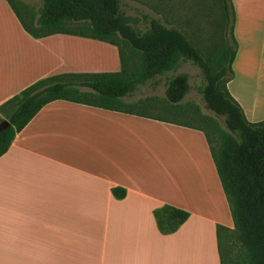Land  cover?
Instances as JSON below:
<instances>
[{"label": "crops", "instance_id": "0c3cea01", "mask_svg": "<svg viewBox=\"0 0 264 264\" xmlns=\"http://www.w3.org/2000/svg\"><path fill=\"white\" fill-rule=\"evenodd\" d=\"M230 2L226 86L255 122L264 119V0ZM120 68L116 44L34 37L0 0V105L45 76ZM166 204L188 212L169 233L154 216ZM218 225L233 219L199 125L59 98L0 155V264H220Z\"/></svg>", "mask_w": 264, "mask_h": 264}, {"label": "trees", "instance_id": "16d2710c", "mask_svg": "<svg viewBox=\"0 0 264 264\" xmlns=\"http://www.w3.org/2000/svg\"><path fill=\"white\" fill-rule=\"evenodd\" d=\"M7 1L23 28L34 37L67 33L116 44L121 68L117 72L45 76L5 100L0 105V122L7 119L9 125L0 130V155L7 150L15 133L54 99L136 111L122 102V97L132 94L148 79L165 75V98L177 103L190 85L188 74L176 70L181 62L189 61L201 72L202 83L197 89L205 107L222 117L225 126L221 128L214 123L216 148L209 132L202 127L211 144L233 219V228L217 226L220 264H264V119L249 121L226 86L233 73L231 64L236 51L230 0L221 2L227 24L232 19L231 35L225 40L220 37L218 45L209 49L207 58L185 31L159 18L150 17L145 30L137 29L130 24L119 0H41L36 13L19 0ZM81 87L88 90L82 91ZM113 193L121 197L124 190L115 187ZM154 216L160 231L169 233L183 223L188 212L166 204L156 208ZM225 234L232 235L231 243L236 247V254L230 259L223 252L226 243L221 242V236ZM226 235L225 238H230Z\"/></svg>", "mask_w": 264, "mask_h": 264}, {"label": "rangeland", "instance_id": "374dc122", "mask_svg": "<svg viewBox=\"0 0 264 264\" xmlns=\"http://www.w3.org/2000/svg\"><path fill=\"white\" fill-rule=\"evenodd\" d=\"M19 1L28 5L35 13L41 5V0ZM120 3L122 10L130 17L132 25L139 30L146 29L150 17L180 27L190 38L188 39L200 47L204 58L209 56V49L218 45L220 37L225 40L231 35L232 19H229L227 24L221 0H120ZM17 7L20 8V5ZM74 27L78 25H72V28ZM179 71L187 73L190 81V90L182 101L172 103L165 98V75H157L144 84H139L132 94L123 96L121 100L132 105L138 112L205 128L211 136L213 148H216L218 138L214 123L221 128L225 126L222 117L214 115L205 107L198 92L197 88L202 83L201 72L189 61L181 63L176 72ZM80 90L86 91L88 88L81 87ZM225 235L221 236V242L226 243L223 252L230 259L235 256L236 247L231 243L232 235H226L230 238H225Z\"/></svg>", "mask_w": 264, "mask_h": 264}, {"label": "water", "instance_id": "95a60500", "mask_svg": "<svg viewBox=\"0 0 264 264\" xmlns=\"http://www.w3.org/2000/svg\"><path fill=\"white\" fill-rule=\"evenodd\" d=\"M9 125V121L7 119H3L0 122V130L4 129L5 127H7Z\"/></svg>", "mask_w": 264, "mask_h": 264}]
</instances>
